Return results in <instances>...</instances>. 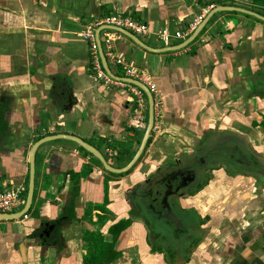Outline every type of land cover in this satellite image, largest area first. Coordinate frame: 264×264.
<instances>
[{"label": "crops", "instance_id": "1", "mask_svg": "<svg viewBox=\"0 0 264 264\" xmlns=\"http://www.w3.org/2000/svg\"><path fill=\"white\" fill-rule=\"evenodd\" d=\"M214 1L0 0V189L23 187L27 199L32 150L48 136L80 138L127 166L148 127L132 128L129 87L95 78L83 34L124 15L148 24L149 37L131 32L147 46H177ZM223 1L253 11L254 0ZM165 29L185 39L166 46ZM121 35L117 54L159 91L142 158L114 174L72 141L41 146L30 212L0 221V264H84L124 220L112 264H264V22L216 14L176 52Z\"/></svg>", "mask_w": 264, "mask_h": 264}, {"label": "built area", "instance_id": "2", "mask_svg": "<svg viewBox=\"0 0 264 264\" xmlns=\"http://www.w3.org/2000/svg\"><path fill=\"white\" fill-rule=\"evenodd\" d=\"M214 9L215 6L208 8L201 19L191 26L190 33L195 32V30H197L208 14ZM105 26L124 29L133 32L134 34L148 37L151 35L149 26L147 23L135 20L128 16L113 15L90 25L83 34V36L90 42L91 70L94 72L95 78L107 87L118 86L121 88H130V91L133 93L134 97L133 103L135 104L131 122L132 128L135 131L146 130L148 127L147 111L149 108V103L144 92L138 87H132L130 84L128 86L123 81L113 79L107 74L101 63L97 32L99 28H103ZM158 35L160 39L166 44V46L171 44L173 38L180 40L185 39V32L183 31H178L172 35L168 29H165L160 31ZM99 38L101 40L106 60H109L113 66L122 67L126 71L127 78L144 83L153 95L155 111H157V108L161 105L159 103V91L157 86L150 82L149 79H147L144 75H141L135 68L129 67L115 50L116 43L122 38L121 33L115 30L105 29L99 34ZM25 205V188L4 186L2 189H0V216L18 213L24 209Z\"/></svg>", "mask_w": 264, "mask_h": 264}, {"label": "water", "instance_id": "3", "mask_svg": "<svg viewBox=\"0 0 264 264\" xmlns=\"http://www.w3.org/2000/svg\"><path fill=\"white\" fill-rule=\"evenodd\" d=\"M226 12H236V13H241L244 14L246 16L255 18L259 21L264 22V16L246 9V8H241V7H234V6H220L218 8H215L214 10H212L208 16L204 19V21L201 23V25L197 28V30L192 34V36H190V38L185 41L184 43L177 45V46H172V47H168L165 49H153L149 46H147L145 43L141 42L134 34H132L131 32L124 30V29H120V28H116V27H112V26H105L103 28H100L97 32V37H98V44H99V48H100V55L103 61V65L104 68L106 69L107 73L115 80H119V81H123L132 85L137 86L139 89H141L146 96L149 99V125L147 130L145 131V134L143 136L141 145L137 151V153L135 154V156L132 158V160L130 161V163L123 167V168H115L113 167L105 158V156L93 145L85 142L84 140L74 137V136H69V135H56V136H48L43 138L42 140L38 141L35 146L33 147L32 150V155H31V161H30V176H29V185H28V193H27V199H26V205L24 207V209L18 213H14L11 215H7V216H0V221H13V220H19L23 217H26L28 215V213L30 212L32 206H33V202H34V197H35V187H36V152L37 150L43 146L46 143L49 142H53V141H58V140H69L72 141L76 144H78L79 146H81L84 150H86L87 152H89L92 156H94V158H96L104 167V169L110 173H114V174H126L131 172L134 167L137 165V163L140 161V159L142 158L148 143L151 139V135H152V131L155 125V102H154V98L152 93L150 92V90L148 89V87L137 81L134 79H120L117 78L110 70L108 64H107V60L104 56V52H103V48H102V44H101V40L99 38V34L101 33V31L105 30V29H110V30H115L118 31L122 34H125L126 36H129L130 38H132L133 40H135L142 48H145L151 52H176L179 50H182L186 47H188L189 45H191L193 42H195L197 40V38L199 37V35L201 34V32L205 29V27L209 24V22L211 21V19L219 13H226Z\"/></svg>", "mask_w": 264, "mask_h": 264}, {"label": "trees", "instance_id": "4", "mask_svg": "<svg viewBox=\"0 0 264 264\" xmlns=\"http://www.w3.org/2000/svg\"><path fill=\"white\" fill-rule=\"evenodd\" d=\"M203 5L207 9L212 5L226 6L233 4L231 2H224L223 0H215L214 2L204 3ZM255 8H257L258 11H255ZM253 11L264 16V0H254ZM130 224L131 221L124 220L110 229V233L114 237L113 243H105L102 237L95 239L94 242H92L93 245L91 246L89 256L84 264H112L116 262L121 257V254L115 250V243L121 233L125 231Z\"/></svg>", "mask_w": 264, "mask_h": 264}]
</instances>
